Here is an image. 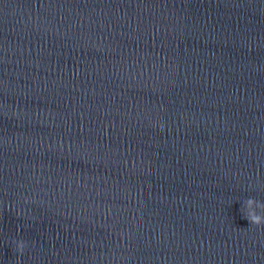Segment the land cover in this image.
Instances as JSON below:
<instances>
[{"label":"water","instance_id":"95a60500","mask_svg":"<svg viewBox=\"0 0 264 264\" xmlns=\"http://www.w3.org/2000/svg\"><path fill=\"white\" fill-rule=\"evenodd\" d=\"M249 197L264 0H0V264H264Z\"/></svg>","mask_w":264,"mask_h":264},{"label":"clouds","instance_id":"9594fccd","mask_svg":"<svg viewBox=\"0 0 264 264\" xmlns=\"http://www.w3.org/2000/svg\"><path fill=\"white\" fill-rule=\"evenodd\" d=\"M240 211L251 226L264 228V201L249 197L242 202ZM13 244L14 251L17 254V261L19 262V256L23 255L28 246V241L22 238L15 239Z\"/></svg>","mask_w":264,"mask_h":264}]
</instances>
